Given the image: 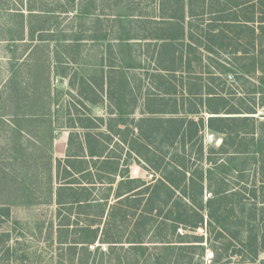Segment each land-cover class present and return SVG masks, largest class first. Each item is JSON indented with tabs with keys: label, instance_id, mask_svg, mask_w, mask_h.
<instances>
[{
	"label": "trees",
	"instance_id": "1",
	"mask_svg": "<svg viewBox=\"0 0 264 264\" xmlns=\"http://www.w3.org/2000/svg\"><path fill=\"white\" fill-rule=\"evenodd\" d=\"M170 1L166 12L153 19L135 13L126 0L113 1L115 11L105 15L116 28L104 49L114 61H108L109 71L101 68L92 77L84 99L101 104L100 92L105 93L113 108L108 114L116 117L78 115L68 125L64 157L57 160L55 231L71 263L79 245L85 253L80 264H87L89 256L99 264H264V122L257 116V97L252 102L247 97L264 87V53L259 54L264 0H216L200 6L197 0ZM28 10L39 14L33 6ZM94 10V0H89L78 14L94 16L97 24ZM204 13L209 17L196 22ZM28 26L31 36H53L45 21L37 25L31 20ZM23 33L20 29L6 39L15 43ZM241 35L249 47L241 44ZM229 47L243 62L227 77L237 86L241 80L250 84L243 94L221 82L225 63L212 57ZM149 50L153 67L145 88L129 72L144 68ZM203 59L214 62L213 71L199 70L181 91L187 101L177 102L178 72L202 66ZM18 70L13 64L11 79ZM255 73L256 84L249 79ZM139 103L141 116L131 118ZM102 125L105 131L99 129ZM207 131L219 141L206 143ZM109 143L120 146V154L124 150L142 160L158 177L147 183L129 176L130 160L119 163L120 155L111 154ZM249 168L253 179L248 182ZM9 215V206L0 208V222ZM197 230L204 232L205 241ZM6 239L8 233H0V244ZM206 248L212 252L207 262Z\"/></svg>",
	"mask_w": 264,
	"mask_h": 264
},
{
	"label": "rangeland",
	"instance_id": "2",
	"mask_svg": "<svg viewBox=\"0 0 264 264\" xmlns=\"http://www.w3.org/2000/svg\"><path fill=\"white\" fill-rule=\"evenodd\" d=\"M21 1L0 0V208H10L9 217L2 216L0 222V233H8V239L0 244V264H59V261L63 264H80L85 253L79 251V245L76 247V259L71 263L66 258L68 250L65 251L64 248L67 246L59 244L56 238L58 220L55 212V189L59 178L57 160L64 157L70 130L68 125L76 121L77 117L90 115L103 117L105 120L108 117H116L115 114H108L113 108L109 107L105 93L100 92L103 99L101 104L91 105L84 99L88 94L87 84L93 83L92 77L97 78L99 71L101 74V68L109 71L106 67L108 61H114V56L108 53V48L106 52L104 49L113 41L116 28L112 26V18L105 20V15L108 11H115L112 3L116 0H94V14L99 15L97 17L100 20L97 24L92 20L94 16L84 17L78 14L79 8L89 0ZM209 1L216 2L197 0L196 6H200L202 2L207 4ZM126 2L130 8L133 7L135 13L153 19L160 13H165L171 1ZM28 6H33L39 14H30ZM39 9H43L44 14L38 12ZM64 9L67 12H64ZM18 12L23 14V17H20ZM232 12L230 9L228 14ZM208 17V14L204 13L196 22ZM31 20L37 25L40 21H45V25L50 28L47 33L53 35L52 38L41 40L37 38V34L31 36L28 26ZM20 29L24 30L22 40H16L15 43L7 41L8 35H15ZM92 34L105 37L92 39ZM230 35L233 36L232 33ZM75 36L79 39H75ZM242 36L241 44L249 47ZM260 47L262 49L259 54L262 55L264 48L262 45H259ZM225 49L212 56L215 61L225 63L226 68L219 77L226 87L232 88L231 85H234L238 91L237 95L243 94L242 90L250 84L241 80L237 86L227 77L234 74L237 65L243 61L239 60L238 63L236 59L240 55L234 57L228 52L230 47ZM143 58L147 59L144 60V68L129 73L132 74L130 77L135 76L146 88L150 69L153 67L151 51L149 50ZM13 64H18L20 70L17 72L19 75L11 79ZM214 65V62L203 59L202 66L198 64L190 72H178L177 102L187 101L183 93L188 85L192 84L195 75H199V70L204 72L209 68L213 71ZM258 75L259 73H255L254 76H249V79L255 83ZM205 76L206 74H203V77ZM258 92L255 96L249 92L247 97L251 102L252 97H257L256 101L261 103L257 116L264 122V87ZM141 108L139 103L131 118L140 117ZM104 128L102 125L99 129L105 131ZM114 137L118 136L114 134ZM109 145L111 154L120 155L119 163L124 165L125 161L130 160L126 169L129 176L140 178L147 183L154 182L158 177L152 176L153 173L139 158L125 153L124 150L120 154V146L112 143ZM164 156L165 159L169 157V152ZM123 168L125 170V167ZM245 173L248 175V182L252 181V168ZM208 196V192L204 191L203 199ZM197 233L204 234L200 230H197ZM211 255V249L206 248L204 261L207 262ZM262 256L263 252H260L259 257ZM87 264L99 263L89 256Z\"/></svg>",
	"mask_w": 264,
	"mask_h": 264
},
{
	"label": "built area",
	"instance_id": "3",
	"mask_svg": "<svg viewBox=\"0 0 264 264\" xmlns=\"http://www.w3.org/2000/svg\"><path fill=\"white\" fill-rule=\"evenodd\" d=\"M219 140L216 138V136L211 133V132H206L205 133V142L206 143H214V142H218Z\"/></svg>",
	"mask_w": 264,
	"mask_h": 264
}]
</instances>
